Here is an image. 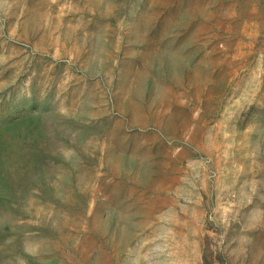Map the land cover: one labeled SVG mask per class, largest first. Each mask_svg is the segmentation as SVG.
<instances>
[{"label":"rangeland","instance_id":"374dc122","mask_svg":"<svg viewBox=\"0 0 264 264\" xmlns=\"http://www.w3.org/2000/svg\"><path fill=\"white\" fill-rule=\"evenodd\" d=\"M0 264H264V0H0Z\"/></svg>","mask_w":264,"mask_h":264}]
</instances>
